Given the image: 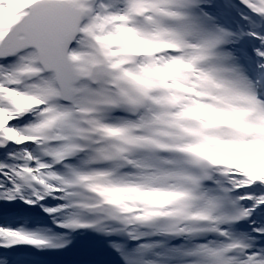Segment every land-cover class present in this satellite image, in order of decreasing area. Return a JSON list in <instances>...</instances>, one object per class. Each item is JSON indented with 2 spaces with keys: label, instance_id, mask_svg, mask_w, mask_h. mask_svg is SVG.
I'll return each instance as SVG.
<instances>
[{
  "label": "snow or ice",
  "instance_id": "obj_1",
  "mask_svg": "<svg viewBox=\"0 0 264 264\" xmlns=\"http://www.w3.org/2000/svg\"><path fill=\"white\" fill-rule=\"evenodd\" d=\"M0 264H264V0H0Z\"/></svg>",
  "mask_w": 264,
  "mask_h": 264
},
{
  "label": "rangeland",
  "instance_id": "obj_2",
  "mask_svg": "<svg viewBox=\"0 0 264 264\" xmlns=\"http://www.w3.org/2000/svg\"><path fill=\"white\" fill-rule=\"evenodd\" d=\"M65 258L69 259L70 257H65Z\"/></svg>",
  "mask_w": 264,
  "mask_h": 264
}]
</instances>
